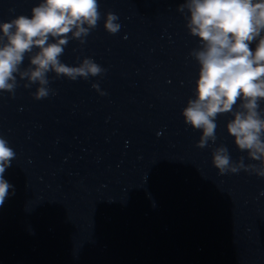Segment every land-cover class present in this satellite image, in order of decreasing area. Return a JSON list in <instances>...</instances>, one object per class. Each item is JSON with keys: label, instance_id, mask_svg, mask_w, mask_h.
<instances>
[{"label": "clouds", "instance_id": "obj_1", "mask_svg": "<svg viewBox=\"0 0 264 264\" xmlns=\"http://www.w3.org/2000/svg\"><path fill=\"white\" fill-rule=\"evenodd\" d=\"M99 9L97 0H42L31 9V17L19 15L0 24V92L14 94L18 74L28 81L24 87L38 84L33 95L41 100L51 91L49 72L72 81L104 73L106 70L91 58L78 66H68L59 59L70 33L72 39L85 42L101 18ZM185 9L189 13L186 27L199 38L201 47L190 53L200 68L195 99H189L182 111L184 121L202 131L196 146L205 148L216 140L217 115L232 112L237 101H242L234 119L227 123V131L237 148L246 150L250 160L259 163L245 164L244 157L234 162L224 146L213 151L212 163L221 175L243 170L264 177V109H260L264 101V0H186L178 6L181 13ZM118 19L112 12L106 14L107 32H119ZM254 41H258L255 51L250 48ZM34 48L38 51L21 70L25 55ZM92 87L105 95L98 84ZM15 155L7 140L0 137V206L13 188L4 173Z\"/></svg>", "mask_w": 264, "mask_h": 264}]
</instances>
